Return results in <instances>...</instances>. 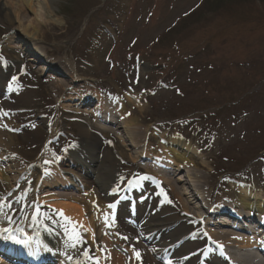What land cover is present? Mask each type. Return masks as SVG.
<instances>
[{
    "label": "rangeland",
    "instance_id": "374dc122",
    "mask_svg": "<svg viewBox=\"0 0 264 264\" xmlns=\"http://www.w3.org/2000/svg\"><path fill=\"white\" fill-rule=\"evenodd\" d=\"M48 1L60 23L41 24L37 29L31 44L43 57L35 56L15 24L9 29L0 25V38L10 33L17 37L10 43L16 49L0 51V71L7 70L0 93V111L6 115L0 119L9 120L0 127L6 141L5 145L0 142V171L7 170L11 177L12 166H16L22 173L17 185L0 179L1 226L10 225L14 232L25 234L35 227V213L37 218L53 219L58 227L72 228L57 209L49 208L55 201L42 196L50 188L40 186L35 194L34 188L41 170V174L48 170L56 175L53 159L67 169L69 163L63 159L67 155L94 172L96 166L83 159L93 153L91 146L79 144L76 123L81 116L87 118L95 135L104 137L96 152L133 151H128L133 147L118 135H104L103 129L117 126L107 123L103 115L99 114L104 123L96 124L94 93L108 102L122 97L135 122L133 128L140 130L137 145L156 148L174 138L188 144L196 164L202 159L208 162L206 172L199 166L198 172L205 177L209 174L211 202L218 194L229 195L227 191L231 199L236 198L240 185L264 197V0ZM24 14L30 18L29 12L24 10ZM45 149L50 161L37 166V156ZM139 158L135 167L127 156L118 160L114 172L120 183L130 177L155 184L152 177L155 180L164 174L169 180L177 175L163 164H153L151 156ZM183 174L184 170L179 176ZM158 181L165 192L166 184ZM170 182L179 191L181 184L186 187L183 181ZM52 189L75 193L83 207L95 194L97 201L92 200L93 206L84 211V220H88L100 209L98 220L91 224L93 236H85L83 227L74 230L75 237L84 238L83 248L75 254L83 264H100L99 255L108 249L106 236L112 243L110 249L126 263L130 264L134 254L139 263H157L149 252V239L134 232L132 220L124 221L132 232L107 220L109 209L103 201L114 196L111 190L99 196L93 183L78 190L71 185ZM138 196L131 200L136 202ZM222 229L251 235L232 227Z\"/></svg>",
    "mask_w": 264,
    "mask_h": 264
},
{
    "label": "bare ground",
    "instance_id": "6f19581e",
    "mask_svg": "<svg viewBox=\"0 0 264 264\" xmlns=\"http://www.w3.org/2000/svg\"><path fill=\"white\" fill-rule=\"evenodd\" d=\"M24 10L25 12L30 13V18L26 17ZM59 23L60 20L48 0H0V25L9 29L11 25L15 24V28L19 30L20 35L24 36L26 45L33 46V49L35 50L34 53L37 57H43L42 53H40L41 50L38 49L34 43V45L31 44L32 41L36 40L37 29L41 24ZM15 41H17V37L11 33L7 37L0 38V49L5 51L6 49L13 48L14 46H10V43ZM18 47L20 46H17V48ZM49 64L53 65L52 62H49ZM0 77H5L3 72H0ZM65 80H63L64 82L61 80L60 83L65 85ZM62 84H58L57 86L62 88ZM74 91L75 89L71 90L73 93ZM83 94L86 96V90L83 91ZM91 96L93 100H95L92 111L97 115L95 121L96 124L98 125L99 123H104L100 117V115H103V117L107 119V123L109 120L111 121L110 123L112 126H117L116 128L110 129V131H105V129H103L104 135H118L119 138L121 137L123 143L127 142L126 146L133 147L128 151H131L132 149L133 151L126 152L125 150L127 149H125L119 154L112 152V150H110L111 154L106 150L103 152H96V149L102 145L104 137L101 140L100 136L95 135L94 128L90 126L87 118L81 116L78 119V123H76L78 127V137L80 140L79 144L82 146L85 145L86 147L91 146L89 150L91 151L92 149L93 153L90 154L91 156L85 155L84 159H88V162H91L96 166L94 172L91 173L89 169L85 170L87 167L84 166V163L79 160H75L72 156L67 155L63 158L65 159L64 161L69 163V166L65 170L56 165V161L53 159V166L57 169L56 175L53 174L51 176L48 170L44 174H41V170L38 175L37 185H35L34 188V194L38 193L40 186L52 189V186L60 187L71 185L73 188L78 190L92 183L95 185L99 196H101L102 193H106V191L108 193V190L113 192L115 189H117V194H119L123 190L124 183H118L119 178L116 177L114 172V168L116 167L118 160L127 156V159L133 163V167H135L138 165L139 161L137 160L140 159L139 157L148 155L153 158V164L158 162L159 165L163 164L164 167L168 168L170 174L177 173L175 178H170L169 180L166 176H164V174L158 176V180L163 181L166 184L165 186L167 189H165V193L167 201H165V203L164 200L162 201V196H160L157 186H155V193L152 194V192H145L141 194L140 196L142 200H137V203L142 202V204L138 203L135 207L137 217L140 219L144 218V222L142 224H138L139 234H148L149 237L152 236V239L153 236L165 238L162 243H157L158 246H156L155 243L152 244L151 251L154 258L161 253L159 249L163 251L173 250V252L176 253L173 254L172 257H176L171 259L172 261H162L161 264L200 263L201 257L196 255L201 250V241H204L207 243L209 251L204 254L207 256L203 255L202 257L203 259H207L208 264H228V261L229 264H264V254L260 255L257 253L258 243L264 246V239L258 234V232L261 233L264 231V197L260 193L255 192L254 189L248 185H240L239 188H241V190L238 192L236 198L231 199V193L227 191L229 195L226 196L218 194V196L211 202L212 181L209 174L205 177V174L203 175L198 172V166L202 171H205L208 162L202 159L199 165L196 164L192 158L193 154L190 152L188 144L186 145L185 142L179 143L176 139L170 138L166 143L160 144V146L156 148L150 146L149 144L147 145L146 143L137 145L139 142L137 139L139 135L138 131L140 130L138 128H133V124L135 122L132 117L128 116L127 109L120 99L122 97L119 95L115 101L108 102L101 99L102 96L97 93H94ZM69 97L75 98L73 96H67L66 98L69 99ZM1 114L3 117L6 115L0 111V115ZM112 118H114L115 121L112 120ZM8 121V119H0V127L3 129L9 123ZM7 127H9V125ZM104 127V125H101L99 128ZM55 131L56 129L52 130V132ZM2 134L3 133L0 130V142L5 145L6 141L2 138ZM4 136L8 137L6 133ZM158 151L162 152V155L157 153ZM45 152L46 149L42 150L41 154L37 156V166H44L45 162L50 161V159H47L50 156L49 152ZM1 155L5 158V154L2 153ZM48 166H52V164H48L47 167ZM13 168L15 169L13 171L14 175H11V177L10 175H7V170H1L0 179L3 181L10 180L14 185H17L15 181L21 177L22 173L17 170L16 166H12V169ZM182 170H184V174L179 176ZM87 175H89V178H86ZM170 180H173L174 182L183 181V183L186 184V187L181 184V190L179 191V187L172 184ZM222 187L224 188V186ZM50 189L46 190L42 196H45L46 200L48 196L50 199L52 198L53 201H55V205H51V207L57 209L58 212L62 210V216H64L63 218L69 221L75 228L76 226L83 227L86 231L84 232L85 236H93L92 232L94 229L91 224L94 223V220H98L99 217L97 218V212L100 211V209L97 208L96 213H93L91 218L88 220H84V211H88L89 206H93V201H97L96 198H94L95 194L90 195V204H85L83 207V204L82 206L79 204L80 201L77 196H75V193L69 195V193L58 192L57 190ZM130 194H133L131 189ZM130 194L125 191L122 202L128 201ZM152 197H154L153 201ZM104 200H106L103 201L106 204L108 202H112L114 198L104 197ZM40 202L44 204L43 202L45 201L41 200ZM122 202H117L118 210L126 208ZM19 203L20 205H25L22 201ZM2 205L3 202L0 201V208ZM97 206L102 208L100 203H98ZM115 206L116 204L113 205L112 209H114ZM124 213L127 215L129 214L128 210ZM145 214H149L148 219ZM108 215L109 212L107 214V220L109 221L112 218ZM132 221H135L134 218ZM244 221L247 223H257V225H255L256 232L250 237L222 229L223 227L235 226L236 228L247 230L248 232L249 228L246 226L244 227V224H242ZM118 224H121V222ZM200 225L204 226L203 230L201 229V232L197 230L189 232L193 226ZM37 229V236L30 234L28 237H37L38 239L36 240V244L38 245L39 253L44 254L45 251V256L52 258L50 254H58L60 244V242L57 241L58 233L55 231V225L50 221H39L37 219L33 230L36 231ZM115 229V227L112 229L114 234H116ZM45 233H47L45 239L41 238L40 236ZM52 239L53 242H51ZM115 239L118 240L117 238ZM106 240L108 242V245H106L108 249L104 251L103 255H99L100 264H129L126 263L125 258H121L110 249V245L112 243L107 236ZM4 241L7 240L0 237V242L4 243ZM73 241L75 240L73 239ZM28 245V250L31 252L35 247V243L30 241L28 242ZM72 245L70 246V249L74 248ZM218 247L225 248L227 254V258H225L226 263L221 260L218 263L217 260L213 258L215 253L218 257L221 256L218 251ZM261 249H263V247H261ZM70 251L71 252H68V255L66 256V259L64 258L65 261H62L63 264H83L82 262H84V260L81 259L79 255L75 257V250L73 249ZM128 252L130 254L133 253L131 249H128ZM51 258L49 260H51ZM70 258L72 261H69L71 260ZM130 258V264H142L139 263L135 257ZM53 261L54 260H52V262ZM0 264H3V259L1 257Z\"/></svg>",
    "mask_w": 264,
    "mask_h": 264
},
{
    "label": "snow or ice",
    "instance_id": "6c2138e0",
    "mask_svg": "<svg viewBox=\"0 0 264 264\" xmlns=\"http://www.w3.org/2000/svg\"><path fill=\"white\" fill-rule=\"evenodd\" d=\"M13 79H15V77H13ZM60 212H61V215H62V210H60ZM33 218L35 219L36 217H35V213H34V215H33ZM0 231H3V232H10L11 230L10 229H8V228H4V229H0ZM11 239H13L16 243H21V244H23V243H25V241H23V240H18L15 236H12V237H10ZM125 239H127V237H125ZM135 251V250H134ZM85 254H87V253H85ZM137 256H139V253H137ZM71 259V258H70Z\"/></svg>",
    "mask_w": 264,
    "mask_h": 264
}]
</instances>
